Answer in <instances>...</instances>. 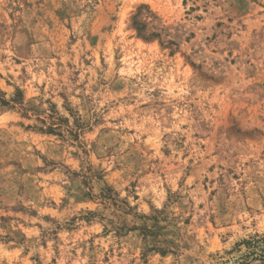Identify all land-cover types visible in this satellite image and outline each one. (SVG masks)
<instances>
[{"label":"rangeland","instance_id":"obj_1","mask_svg":"<svg viewBox=\"0 0 264 264\" xmlns=\"http://www.w3.org/2000/svg\"><path fill=\"white\" fill-rule=\"evenodd\" d=\"M257 234L264 0H0V264H234Z\"/></svg>","mask_w":264,"mask_h":264},{"label":"trees","instance_id":"obj_2","mask_svg":"<svg viewBox=\"0 0 264 264\" xmlns=\"http://www.w3.org/2000/svg\"><path fill=\"white\" fill-rule=\"evenodd\" d=\"M2 104L9 105V102L3 100ZM54 132L53 127L47 129ZM245 251L238 257L234 264H264V234H257L241 243Z\"/></svg>","mask_w":264,"mask_h":264}]
</instances>
